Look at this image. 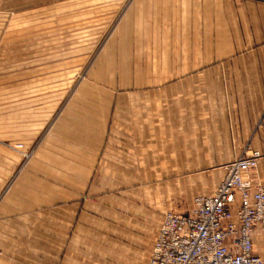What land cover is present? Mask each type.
Returning <instances> with one entry per match:
<instances>
[{
  "label": "crops",
  "instance_id": "0c3cea01",
  "mask_svg": "<svg viewBox=\"0 0 264 264\" xmlns=\"http://www.w3.org/2000/svg\"><path fill=\"white\" fill-rule=\"evenodd\" d=\"M127 1L41 0L43 4H60L64 10H77L79 3L90 10V14L56 15V21L63 22L64 45L53 46L49 42L45 50L69 51L71 54L66 59L72 60L73 51H94L103 42L102 50L109 55L102 57L101 66L109 65L103 61L113 59L111 55L117 51L124 52L120 59L134 60L135 66L140 65L134 51L171 52L161 63L167 68L166 77L169 79L175 66L187 67L188 72L198 68L197 83L200 92H204L203 97L231 100L233 128L237 132L234 146L241 148L251 139L252 145L264 154V119L258 128L264 111V2L134 0L121 14ZM174 9L182 12L175 13ZM117 11L120 14H116ZM79 19L86 28L82 39L73 31L78 28ZM46 24L51 27L60 23L46 18ZM190 50L198 51L197 58L176 61L174 51ZM53 58L60 59V56L54 54ZM130 62L128 64L132 65ZM77 64L71 61L61 65ZM149 77L140 81H158ZM121 102L128 103L127 100ZM155 108L119 105L113 123L96 122L94 117L90 121L89 112L56 121L0 197V264H90V194L100 189L101 181L98 184L97 180L161 178L164 175L159 174L160 161L171 164L167 168L171 174L176 172V166L182 170L190 168L191 151L183 149L175 155L174 149L169 148L175 147L169 141L174 135L170 123L166 129L168 143L161 144L162 132L150 130L155 122L139 117L143 110L154 111ZM175 108L170 105L163 108L167 121ZM178 109L182 114L186 111L185 107ZM127 114L134 115L136 121H128ZM143 129L148 131L145 139L141 134ZM183 137L186 138L185 130ZM160 146H166L161 160ZM181 146L187 147V143ZM235 158L227 156L221 163ZM257 176L264 184V157L259 161ZM217 182L212 188L206 190L205 187L200 194L213 195ZM83 227L86 231L80 234ZM143 230L140 226L134 228L133 235L121 241L110 264H146L143 254L148 230L147 233ZM85 237L87 249H80V241L84 243ZM253 239L254 252L264 256V229L258 226ZM16 243L20 244L18 249L13 247Z\"/></svg>",
  "mask_w": 264,
  "mask_h": 264
},
{
  "label": "rangeland",
  "instance_id": "374dc122",
  "mask_svg": "<svg viewBox=\"0 0 264 264\" xmlns=\"http://www.w3.org/2000/svg\"><path fill=\"white\" fill-rule=\"evenodd\" d=\"M133 1L124 4L121 14ZM69 10L62 9L60 4H43L41 0H0V197L58 119L81 117L80 113L89 112L90 121L94 117L96 122L113 123L119 105L154 106V111L143 110L139 117L155 122L150 130L162 132L163 138L159 133L161 144L168 143L166 129L170 123L174 135L169 141L175 147L169 148L174 149L175 155L183 149L191 151L190 168L182 170L176 166V172L171 176L167 169L171 164L160 161L159 174L164 175L161 178L97 180L102 185L100 183V189L90 194L89 212L90 264H110L122 245L121 241L129 234L133 235V229L139 226L144 233L148 230L143 254L147 264L163 212H193L197 194L204 193L205 187L206 190L212 188L215 181L219 185L225 176V164L233 161L221 163V159L227 156L238 158L250 149H258L252 145L251 139L241 148L234 146L237 132L233 128L231 100L203 97L204 92H200L197 83L198 68H191L188 72L187 67L175 66L169 79L166 77L167 68L161 63L171 52L134 51L140 67L135 66L134 60L130 59L132 65H129L130 60L120 59L124 52L118 51L112 53L113 59L103 61L109 65L101 66L102 57L109 55L102 50L103 42L94 51H73L72 60L66 59L71 54L69 51L45 50L49 42L53 46L64 45L63 22L56 21V15L90 14V10L80 3L77 10ZM116 14H120L119 11ZM46 18L60 24L46 26ZM81 21L79 19L78 28L73 29L80 39L85 38L86 32ZM54 54L60 59L55 60ZM174 55L176 61L194 60L198 51H174ZM71 61L78 64L61 65ZM149 76L158 81H140L150 79ZM126 100L127 104L121 102ZM168 105L176 107L169 116L170 121H167L163 109ZM177 107H185L184 114ZM125 118L136 121L134 115L127 114ZM263 119L264 111L258 128ZM184 130L186 138L183 137ZM147 132L143 129L141 134L145 136ZM183 143H187V147H182ZM159 150L161 160L166 146H160ZM257 172L258 166L251 170L250 177L255 183H262ZM83 230L86 228H80V234ZM86 238L84 243L80 241V249H87ZM19 245L13 244V247L18 249Z\"/></svg>",
  "mask_w": 264,
  "mask_h": 264
},
{
  "label": "built area",
  "instance_id": "2783aa9c",
  "mask_svg": "<svg viewBox=\"0 0 264 264\" xmlns=\"http://www.w3.org/2000/svg\"><path fill=\"white\" fill-rule=\"evenodd\" d=\"M262 157L244 152L225 164L213 195L195 198L193 212L165 213L147 264H264L253 239L264 229V184L250 177Z\"/></svg>",
  "mask_w": 264,
  "mask_h": 264
}]
</instances>
